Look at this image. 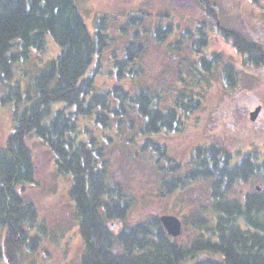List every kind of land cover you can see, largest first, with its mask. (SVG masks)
Instances as JSON below:
<instances>
[{"label": "trees", "instance_id": "1", "mask_svg": "<svg viewBox=\"0 0 264 264\" xmlns=\"http://www.w3.org/2000/svg\"><path fill=\"white\" fill-rule=\"evenodd\" d=\"M199 1L212 30L243 65L264 72V48L222 26L210 0ZM106 19L95 21L92 34L74 0H0V105L14 107L13 132L0 149V227L7 263L24 264V248L37 247L30 232L44 227L37 207L17 191L35 182L26 139L36 137L54 156L57 173L70 175L69 198L84 246L74 264H185L200 254L214 258L193 264H264V199L256 193L244 201L227 200L236 184L264 179V146L232 165L224 148L198 145L181 165L156 140L186 129L203 103L199 86L224 64L223 53L209 50L206 24L196 30L177 74L179 84L161 87L144 81L143 45L135 37L121 57L111 52L104 61L110 41ZM137 20L128 17L127 26ZM160 31L155 28V35L164 39ZM46 35L59 52L36 66L49 51ZM193 61L200 69L194 71ZM30 62L37 72L27 71ZM226 65L224 78L234 84V67ZM190 74L194 84L187 81ZM115 146L127 149L128 157L149 159L159 178V199L210 181L211 214L192 217L191 239L169 236L158 216L127 223L134 202L114 173L110 150Z\"/></svg>", "mask_w": 264, "mask_h": 264}, {"label": "rangeland", "instance_id": "2", "mask_svg": "<svg viewBox=\"0 0 264 264\" xmlns=\"http://www.w3.org/2000/svg\"><path fill=\"white\" fill-rule=\"evenodd\" d=\"M74 1L90 33L95 31V21L102 17L107 18L110 41L104 53L105 62L111 52L121 57L126 44L135 37L143 45L140 63L145 72L144 81L156 83L161 87L179 84L177 74L179 70H183L184 58L196 37L197 28L205 23L211 43L209 50L223 53L224 64L212 70L206 85L199 86L204 97L203 103L186 121V129L181 133L161 135L156 140L165 143L169 155L181 165H185L191 150L198 145L213 144L224 148L233 156L232 165L237 164L243 154L262 152L264 72L243 65L234 50L212 30L211 20L199 0ZM210 2L215 6L222 26L240 33L247 40L257 42L264 48V0H258L256 4L251 0ZM134 15L138 17L135 21L137 25L127 26L128 17ZM124 27L126 30L122 31L121 28ZM155 28L161 29L164 39L156 37ZM188 33L193 36L191 39ZM45 39L49 51L46 56L40 58L36 66L41 67L59 52L50 35H46ZM193 63L194 71L200 69L197 62ZM227 63L234 67V84L232 79L224 78ZM27 71L38 70L34 63L30 62ZM197 76L199 77L198 72ZM193 79V74H190L188 83L194 84L191 82ZM22 85L25 86V83ZM3 95L4 89L0 85V100ZM256 108H259L258 116L252 121L250 115ZM13 116L12 105H0V149L13 132ZM26 143L33 155L35 182L22 184L17 191L25 202L37 207L39 220L44 224L45 230L43 227L30 232V237L35 240L37 247L24 248L22 261L24 264L78 263L84 246L74 207L69 198L70 175L57 173L54 156L40 139L28 137ZM110 156L115 175L123 182L128 197L134 202L127 219L129 225L150 216H158L159 219L163 215L175 216L182 224L180 236L184 241H188L193 237L192 217L200 213L205 216L211 214L210 181H198L181 192L159 199L156 197L159 178L147 157H128L127 149L116 146L110 150ZM256 193L260 195L261 200L264 199V179L258 176L248 183L236 184L228 194L227 200L244 201L248 195ZM4 237L5 232L0 227V250ZM208 258L213 259L214 256L200 254L185 264ZM0 264H6L1 257Z\"/></svg>", "mask_w": 264, "mask_h": 264}, {"label": "water", "instance_id": "3", "mask_svg": "<svg viewBox=\"0 0 264 264\" xmlns=\"http://www.w3.org/2000/svg\"><path fill=\"white\" fill-rule=\"evenodd\" d=\"M259 108H256L254 112L251 113V120L255 121L258 116ZM161 223L167 233L173 238H177L181 234L182 224L181 221L171 215H163L160 217Z\"/></svg>", "mask_w": 264, "mask_h": 264}, {"label": "flooded vegetation", "instance_id": "4", "mask_svg": "<svg viewBox=\"0 0 264 264\" xmlns=\"http://www.w3.org/2000/svg\"><path fill=\"white\" fill-rule=\"evenodd\" d=\"M0 257L2 258V260H4V263L8 264L7 263V259L5 257V252H4V248L1 247V250H0Z\"/></svg>", "mask_w": 264, "mask_h": 264}]
</instances>
